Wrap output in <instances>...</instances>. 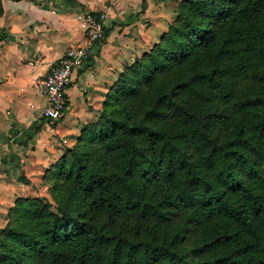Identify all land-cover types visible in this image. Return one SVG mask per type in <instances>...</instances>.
I'll return each mask as SVG.
<instances>
[{"label":"trees","instance_id":"1","mask_svg":"<svg viewBox=\"0 0 264 264\" xmlns=\"http://www.w3.org/2000/svg\"><path fill=\"white\" fill-rule=\"evenodd\" d=\"M174 11L46 167L49 199L9 207L0 264H264V0Z\"/></svg>","mask_w":264,"mask_h":264},{"label":"crops","instance_id":"2","mask_svg":"<svg viewBox=\"0 0 264 264\" xmlns=\"http://www.w3.org/2000/svg\"><path fill=\"white\" fill-rule=\"evenodd\" d=\"M180 0H3L0 16V227L5 212L24 193L20 173L33 183L74 144L84 125L94 122L119 72L156 43L175 17ZM144 3V4H143ZM108 14L104 39L91 59L72 72L59 121L40 116L45 103L36 83L69 46L85 42L77 13ZM42 122L35 133L29 126ZM29 134V138H27ZM27 140V141H26ZM62 142L65 143L64 146ZM8 155H14L2 161ZM55 159L52 161V159ZM10 170L5 172L4 170ZM8 174V175H7ZM41 174V175H42ZM7 177V178H4ZM21 188V189H20ZM14 195V200L10 195ZM7 199H5V198ZM10 202L9 205H4Z\"/></svg>","mask_w":264,"mask_h":264},{"label":"built area","instance_id":"3","mask_svg":"<svg viewBox=\"0 0 264 264\" xmlns=\"http://www.w3.org/2000/svg\"><path fill=\"white\" fill-rule=\"evenodd\" d=\"M106 11H83L77 13L80 30L85 42L69 46L62 56L49 66L47 73L37 81V91L44 96L45 103L40 116L57 120L65 109V90L71 83L72 72L91 58L92 45L104 39Z\"/></svg>","mask_w":264,"mask_h":264},{"label":"rangeland","instance_id":"4","mask_svg":"<svg viewBox=\"0 0 264 264\" xmlns=\"http://www.w3.org/2000/svg\"><path fill=\"white\" fill-rule=\"evenodd\" d=\"M65 145V143L64 142H62V145H60V147L61 146H64ZM55 159V157H53L52 159H50V160H54ZM42 171L43 170H38L37 171V175L35 176L36 178L33 180V183L32 184H30V183H28L29 185L28 186H26V185H23L22 186V184H23V182H21V181H19L18 179H17V181H19V182H21L20 183V187L22 186L23 187V190H24V193H30V191H31V193L32 194H36V196H40V197H45V198H47V199H49V195H48V193H47V191H46V185H45V183H44V181H43V179H42ZM8 175V174H7ZM4 178H7V177H4ZM21 189V188H20ZM10 195V194H9ZM11 196V195H10ZM5 198V197H4ZM14 198H15V196L14 195H12L11 197H10V199L11 200H14ZM5 199H7V198H5ZM10 204V202H6V204H4V205H9ZM11 206L13 205V204H10ZM9 205V206H10ZM10 206V207H11ZM8 209H9V207L7 208V210L6 211H4L5 212V220H4V223L6 222V220H7V216H9V214H8Z\"/></svg>","mask_w":264,"mask_h":264}]
</instances>
